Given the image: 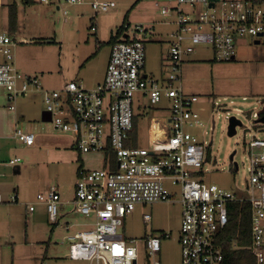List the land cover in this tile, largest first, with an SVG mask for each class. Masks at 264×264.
Masks as SVG:
<instances>
[{
  "label": "built area",
  "instance_id": "built-area-1",
  "mask_svg": "<svg viewBox=\"0 0 264 264\" xmlns=\"http://www.w3.org/2000/svg\"><path fill=\"white\" fill-rule=\"evenodd\" d=\"M38 1L54 5L64 17L70 7L88 6L95 15L116 6L114 2L99 0ZM263 4L264 0L157 2L155 6L161 16H175L171 23L175 30L167 42L165 79L158 81L144 74L150 29L139 25L130 35L125 31L123 38L110 46L103 81L91 89L77 81L67 82L59 89H42L37 78L18 71L15 65L18 42L8 30L0 29V90L6 95L9 109L14 111L18 98L40 92L53 129L69 135L78 153L103 152L107 156L103 169L80 168L76 172L74 211L86 218L93 217L94 222L89 224L90 229L64 237L68 243L66 258L73 264H138L137 242L125 240L118 229L135 207L174 200L181 206L180 264L223 263L217 239L228 223L229 206L233 203L249 206V241L243 248L249 251L254 264H264V140L251 137L247 144L249 182L244 188L225 190L203 183L202 176L196 179L194 176L202 172L206 155L203 145L187 129L202 123L193 110L197 98L185 94L180 84L182 65L199 46L212 49L213 61L229 62L236 57L237 39L261 42ZM90 30L95 31V27ZM137 95L150 106L162 101L169 105L168 133L160 137L154 121L147 149L126 146L130 142ZM14 137L24 146L34 145V135L19 128L14 130ZM18 162L19 159H12L8 165ZM231 164L237 171L233 160ZM36 200L45 206L48 220L55 224L59 204L56 189L37 195ZM10 202L15 203L16 198L11 197ZM28 211L33 212L34 207L29 206ZM143 219L151 220L149 215ZM163 237L162 234L144 237L146 264H161L158 254Z\"/></svg>",
  "mask_w": 264,
  "mask_h": 264
},
{
  "label": "rangeland",
  "instance_id": "rangeland-1",
  "mask_svg": "<svg viewBox=\"0 0 264 264\" xmlns=\"http://www.w3.org/2000/svg\"><path fill=\"white\" fill-rule=\"evenodd\" d=\"M99 1L114 2L116 6L107 13L95 15L88 6L70 7L68 16L64 17L54 5L42 4L38 0L28 4H24L23 0H0V29L7 30L8 6L15 4L17 25L13 37L19 43L16 61L19 60L18 54L20 56L23 53L33 63L41 64L43 75L56 76L55 72H60L66 82L78 80L84 85L91 73L100 68L105 60V53H110V46L105 43L122 25L126 16L125 30L129 35L139 25L150 29L146 43V73L158 81L161 76H166L167 42L175 30V26L171 24L175 16L160 15L159 7L155 4L163 0ZM92 17L93 22L90 21ZM91 26L95 27V31L90 30ZM28 42L32 44L22 52L21 49L25 47L23 45ZM198 48L202 60L184 67L180 83L184 93L197 98L193 110L202 123L201 126L187 129L203 145L206 155L202 172L196 173L194 177L199 179L202 176L201 180L205 184H215L225 190L236 191L249 182L247 144L250 138L264 140V124H255L257 114L264 107V38L257 45L250 38L237 39L236 57L229 62L213 61L210 47ZM40 75L37 74L38 77ZM43 89L53 88L46 86ZM168 109L166 101L150 106L145 98L135 96V130L131 137L137 147L149 148L153 122L162 124L163 120L167 121ZM229 117H235L241 122L232 137L227 135ZM1 137L3 148H7L16 158L26 160L28 155L23 154L18 142L13 139L11 128L5 130ZM233 151L237 171L232 169L229 160ZM30 157L35 162L36 189L34 192L32 189L28 190L26 195L35 199L36 194L44 195L55 186L54 172L48 159L43 161L33 155ZM9 158L10 155L1 160L6 163ZM105 158L107 156L103 152L80 154L82 167L88 171L103 169ZM2 169L3 175H7L9 171L13 174L11 167ZM0 194L5 202L0 204V218L7 220V223H0V264H73L66 258L68 243L64 237L90 229L93 217L86 218L76 214L70 203L63 211L57 210L58 220L53 224L48 220L45 206L41 211L35 206L37 211L30 218L24 205L20 202L8 203L6 201L9 197L4 193ZM10 194L13 195V192L10 191ZM33 201L35 202L32 200V203ZM144 215H149L151 220L144 221ZM180 216L181 206L176 200L137 206L125 217L118 233L127 241L137 242L138 264L147 263L144 237L160 234L164 235L158 254L161 264H180ZM66 224L71 226L67 231L64 230Z\"/></svg>",
  "mask_w": 264,
  "mask_h": 264
},
{
  "label": "crops",
  "instance_id": "crops-1",
  "mask_svg": "<svg viewBox=\"0 0 264 264\" xmlns=\"http://www.w3.org/2000/svg\"><path fill=\"white\" fill-rule=\"evenodd\" d=\"M93 20L90 21L93 22ZM31 44V42L25 43L23 46L26 48H22V52H25L29 48L27 46ZM17 46L15 48V65L22 75L37 78L42 89L46 86L52 87L53 89L51 90L59 89L67 83L61 77L60 72H55L58 74H56V76H54L55 74H52L50 77L43 75L44 71L41 68V64L33 63L30 58H25V54L23 53H21L23 57L18 54L19 60L16 61ZM107 52L105 53V60L102 61L100 68L93 71L89 78L86 79L85 84H82L84 87H87V89L94 88L103 81L106 64L109 58ZM106 57H108L107 60ZM86 60H88V58ZM200 60H202L200 49L196 48V50L185 59L182 65V71L188 64H193L195 61L200 62ZM37 74H41L40 77H38ZM144 74L151 77L146 73L145 69ZM160 78L159 81H162L165 79V76H161ZM73 81L80 82L78 80ZM9 105L4 91L0 90V193H4L7 195L6 197H9L8 201H6L8 203H12L10 202V198L14 196L16 198L15 204L20 202L24 205L27 208L30 218H32L37 210L41 211L44 208V205L39 204L36 200V196L39 194L35 195V199L26 195L28 190L32 189L34 192L36 189L34 178V174H36L34 172L35 162L31 159L30 155L42 158L43 161L48 159V161H50L48 164L52 165L54 172L53 182L55 186L53 188L56 189L59 196L58 210L61 209V211H63L68 204H72L76 172L79 166L83 168L80 160V153L74 148L72 138L69 135L53 130L51 117L45 110L43 104L42 93L33 92L18 98L14 104V111L9 109ZM167 121L163 120L162 124L156 121L159 126L160 137L162 136V138L168 133L169 125ZM9 128H11V132L13 131V139H15L14 130L16 128H21L22 131L33 134L35 137L34 145L30 147L22 145L15 139L23 154L28 155L25 161L16 158L12 152H8L7 148H3L2 146L1 134ZM130 138V142L135 144L133 138L131 136ZM8 155H10L8 161L19 159V162L13 166L8 165V162L3 163L1 159ZM6 166L13 169V174L10 171L7 175L1 173V168L5 170ZM10 191L13 192V195L10 194ZM32 200H35V202L33 201L34 203H32ZM176 202L179 204L177 200ZM31 205L34 207V211L30 213L28 207ZM0 223H7V220H1ZM65 226L71 227L69 224ZM50 233H52V231Z\"/></svg>",
  "mask_w": 264,
  "mask_h": 264
},
{
  "label": "trees",
  "instance_id": "trees-1",
  "mask_svg": "<svg viewBox=\"0 0 264 264\" xmlns=\"http://www.w3.org/2000/svg\"><path fill=\"white\" fill-rule=\"evenodd\" d=\"M33 0H23L24 4H28ZM125 19L120 27H118L114 34L110 36L109 40L105 43L107 46H111L118 40L123 38L125 33ZM7 30L10 34H13L17 25V11L15 4L8 6L7 10ZM135 130V116L133 118V128L130 132L132 136ZM131 140V138H130ZM127 147L135 148V144L128 142ZM112 163V169L114 168V159L111 157L109 160ZM79 166L78 169H80ZM250 211L247 204L233 203L229 206L228 223L226 227L219 233L217 243L222 251L223 263L222 264H254L253 257L249 251L243 247L248 244L249 241V221Z\"/></svg>",
  "mask_w": 264,
  "mask_h": 264
},
{
  "label": "water",
  "instance_id": "water-1",
  "mask_svg": "<svg viewBox=\"0 0 264 264\" xmlns=\"http://www.w3.org/2000/svg\"><path fill=\"white\" fill-rule=\"evenodd\" d=\"M259 43H260L259 41H255L254 42L255 45H257ZM263 111H264V107L262 108V111L257 114V119L255 121V124H264V114L262 116H260V114ZM240 126H241V122L239 120H237L235 117H229L228 118V125H227V135L229 137L234 136L235 133H236V127H240ZM234 154H235V151H233L231 153V155L229 156V160L230 161L233 160ZM233 166H234L235 169L237 168V164L235 162H233Z\"/></svg>",
  "mask_w": 264,
  "mask_h": 264
},
{
  "label": "flooded vegetation",
  "instance_id": "flooded-vegetation-1",
  "mask_svg": "<svg viewBox=\"0 0 264 264\" xmlns=\"http://www.w3.org/2000/svg\"><path fill=\"white\" fill-rule=\"evenodd\" d=\"M264 114V111L260 114V116H262Z\"/></svg>",
  "mask_w": 264,
  "mask_h": 264
}]
</instances>
